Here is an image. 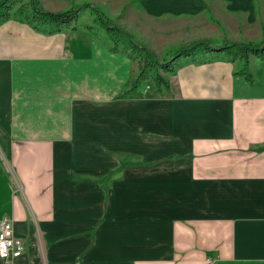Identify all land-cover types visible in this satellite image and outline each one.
I'll return each mask as SVG.
<instances>
[{"label": "crops", "instance_id": "crops-1", "mask_svg": "<svg viewBox=\"0 0 264 264\" xmlns=\"http://www.w3.org/2000/svg\"><path fill=\"white\" fill-rule=\"evenodd\" d=\"M135 2L161 20L219 4L252 22L264 5ZM85 29L0 26V222L26 246L12 264H264V60L249 79L184 56L167 88L127 95L136 63Z\"/></svg>", "mask_w": 264, "mask_h": 264}, {"label": "rangeland", "instance_id": "rangeland-1", "mask_svg": "<svg viewBox=\"0 0 264 264\" xmlns=\"http://www.w3.org/2000/svg\"><path fill=\"white\" fill-rule=\"evenodd\" d=\"M28 1L29 0H17L15 9L19 8L22 4H26ZM39 1L43 9L54 13L67 12L82 7L83 5L86 6L89 3L94 4L112 23L122 27L132 34L137 42L147 46L156 53L161 61L174 59L182 50L183 46L198 40H209L215 47L232 44L235 43V41L243 42V44L253 43L255 45H264V5H258L256 19L251 22L242 16L237 18L231 15L224 5L219 4L217 6L212 4L211 7L214 13L216 12L213 17L217 16L214 20H210V15L205 14V12L193 14L190 18L185 19L169 17L161 20L150 17L143 18L136 11L137 7H134L136 5V0H125L126 2L122 4H120L118 0L113 3L112 1L114 0ZM206 1H215L218 3L220 0ZM15 17L20 20L18 13ZM93 24V17L90 11L86 8L82 9V16L79 19L77 30L81 29V31L85 32V27L92 26ZM235 26H239V29L235 30ZM245 28L248 30L247 34ZM97 41L103 45L101 40L97 39ZM105 48L108 50L107 47ZM219 56L220 58L224 57L222 54ZM251 56L252 55H250V57ZM208 58H213V56L210 55ZM131 61L137 65V70L136 72L133 71L132 76H138L139 63L134 60ZM236 63L241 69L242 63H240V61ZM164 75L166 79H169L171 74ZM136 78L137 77H135L133 81ZM140 86L144 89H141L142 92L144 91L142 95H146L151 88H155L152 81L141 82ZM118 175L119 174H117V176Z\"/></svg>", "mask_w": 264, "mask_h": 264}, {"label": "trees", "instance_id": "trees-1", "mask_svg": "<svg viewBox=\"0 0 264 264\" xmlns=\"http://www.w3.org/2000/svg\"><path fill=\"white\" fill-rule=\"evenodd\" d=\"M16 5L17 0L0 1V26L16 18L18 13L20 19L45 35H54L70 28L76 30L82 16V9L89 10L94 24L88 26V30L95 38L101 40L103 46L107 47L111 53L127 56L130 60L139 63V75L133 81L127 95L135 92L144 81H152L157 88H167L169 82L164 74L175 73L184 64L178 62L184 56L190 58L189 63H206L213 60L208 56L222 54L224 57L222 56L221 59L233 63L240 61L242 63L240 72L249 79H252L249 69L250 55L264 60V45L232 43L215 47L209 40H198L183 46L174 59L161 61L156 53L137 42L132 34L112 23L99 8L90 4L60 13L43 9L39 0H29L15 9Z\"/></svg>", "mask_w": 264, "mask_h": 264}, {"label": "built area", "instance_id": "built-area-1", "mask_svg": "<svg viewBox=\"0 0 264 264\" xmlns=\"http://www.w3.org/2000/svg\"><path fill=\"white\" fill-rule=\"evenodd\" d=\"M25 242L16 236L13 222L5 218L0 222V260L7 264L24 254Z\"/></svg>", "mask_w": 264, "mask_h": 264}, {"label": "bare ground", "instance_id": "bare-ground-1", "mask_svg": "<svg viewBox=\"0 0 264 264\" xmlns=\"http://www.w3.org/2000/svg\"><path fill=\"white\" fill-rule=\"evenodd\" d=\"M26 246H24V252H25Z\"/></svg>", "mask_w": 264, "mask_h": 264}]
</instances>
